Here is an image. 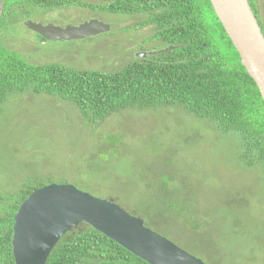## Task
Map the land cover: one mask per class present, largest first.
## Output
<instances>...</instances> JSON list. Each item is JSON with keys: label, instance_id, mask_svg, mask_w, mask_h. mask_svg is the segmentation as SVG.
Returning a JSON list of instances; mask_svg holds the SVG:
<instances>
[{"label": "rangeland", "instance_id": "374dc122", "mask_svg": "<svg viewBox=\"0 0 264 264\" xmlns=\"http://www.w3.org/2000/svg\"><path fill=\"white\" fill-rule=\"evenodd\" d=\"M147 18L70 6L38 10L29 21L64 28L96 20L109 31L49 41L8 20L0 35L31 64L113 72L167 48L153 25L141 26ZM206 23L213 27L212 14ZM2 110L0 185L8 193L31 181L69 184L142 220L165 216L169 224L147 227L205 264H264V170L241 161L233 134L178 106L122 110L95 128L47 96L8 98Z\"/></svg>", "mask_w": 264, "mask_h": 264}, {"label": "trees", "instance_id": "16d2710c", "mask_svg": "<svg viewBox=\"0 0 264 264\" xmlns=\"http://www.w3.org/2000/svg\"><path fill=\"white\" fill-rule=\"evenodd\" d=\"M248 3L264 35V0ZM70 6L94 13L146 14L141 26L153 25L154 37L173 49L136 58L113 72L74 70L55 63L31 64L3 46L0 35V115L8 98L26 93L74 106L82 124L91 128L122 110L178 106L219 133L233 134L241 161L264 170V103L209 0H0V32L8 20L23 22L38 10ZM209 13L213 27L206 23ZM48 184L31 181L13 193L0 185V264H14L13 215L34 189ZM146 224L158 230L169 223L165 216L148 215ZM46 264L147 263L81 224L60 238Z\"/></svg>", "mask_w": 264, "mask_h": 264}, {"label": "water", "instance_id": "95a60500", "mask_svg": "<svg viewBox=\"0 0 264 264\" xmlns=\"http://www.w3.org/2000/svg\"><path fill=\"white\" fill-rule=\"evenodd\" d=\"M214 14L264 103V35L248 0H209ZM25 27L44 40H81L108 32L96 20L58 28L31 21ZM172 47L150 53L159 55ZM143 56V54H139ZM86 224L147 264H205L144 225L112 199H100L69 184H48L34 189L13 215L14 264H46L66 233Z\"/></svg>", "mask_w": 264, "mask_h": 264}, {"label": "clouds", "instance_id": "9594fccd", "mask_svg": "<svg viewBox=\"0 0 264 264\" xmlns=\"http://www.w3.org/2000/svg\"><path fill=\"white\" fill-rule=\"evenodd\" d=\"M37 24V23H36ZM141 54H143V56H144V53H141ZM148 55L150 56L151 54H149L148 53ZM143 56H141V57H143ZM115 202V201H114ZM131 214H133V213H131ZM135 215V214H134ZM143 222H144V220H143ZM160 235V234H159ZM162 236V235H161ZM164 237V236H163ZM170 241V240H169ZM177 246V245H176ZM180 248V247H179ZM182 249V248H181ZM184 250V249H183ZM184 251H186V250H184ZM188 253V252H187ZM190 254V253H189ZM192 255V254H191ZM195 257V256H194ZM197 258V257H196ZM199 259V258H198ZM204 263V262H203Z\"/></svg>", "mask_w": 264, "mask_h": 264}, {"label": "flooded vegetation", "instance_id": "af4514ba", "mask_svg": "<svg viewBox=\"0 0 264 264\" xmlns=\"http://www.w3.org/2000/svg\"><path fill=\"white\" fill-rule=\"evenodd\" d=\"M103 12H105V11H103ZM26 21H29V20H26ZM26 21H25V22H26ZM25 22H24V26H25ZM37 24H38V23H37ZM41 25H42V24H41Z\"/></svg>", "mask_w": 264, "mask_h": 264}]
</instances>
